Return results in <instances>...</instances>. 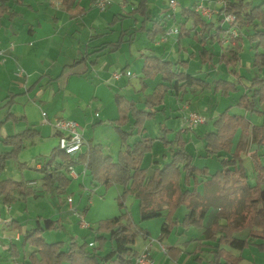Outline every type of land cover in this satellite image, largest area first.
Returning <instances> with one entry per match:
<instances>
[{"label": "trees", "instance_id": "obj_1", "mask_svg": "<svg viewBox=\"0 0 264 264\" xmlns=\"http://www.w3.org/2000/svg\"><path fill=\"white\" fill-rule=\"evenodd\" d=\"M222 4V16H233L232 27L236 30L234 49H228L230 58L220 55L219 62L235 65L240 53V42L246 37L251 49L254 50L252 68L254 77L250 80L246 93L240 96L236 106L249 114L262 117L259 125H251L244 115L231 114L224 110L212 123V130L206 131L203 138L205 157H213L220 163V169L212 174L206 168H197L193 164V157L185 150V142L178 132L174 140H167L160 136L162 142L170 152V159L162 166L155 168L148 176L143 163L145 157L151 153L154 139L146 135L145 123L153 119L164 101V97L171 92L178 99L187 90H213L223 97L237 92L240 78L237 81L213 80L208 82L187 74L186 63L181 61H164L148 53L143 57V66L139 78L141 92L147 85L145 81L160 77L161 83L156 85L152 93L143 95V100H128L122 95H115L114 102L118 116L110 121V125L117 134L121 144L116 159L106 156L101 145H89L87 151L80 157V161L89 172L91 186L117 185L122 187L119 194V207H125L123 199L126 195H134L139 200V215L141 220L163 218L161 237L167 236L174 225L183 228L197 229L204 236L201 241L215 243L197 245L193 253L208 250V264H239L241 255H233L225 247L241 253L249 246H255L264 253V165L260 162L261 155L256 151L251 155L254 185H249L245 169L241 161L242 142H237L235 151L230 152L231 141L237 131L242 136L247 134L257 148H264V77L260 75L264 70V0L252 4L247 0H216ZM142 0L141 7H143ZM9 13L5 1L0 2V19ZM173 15V14H171ZM180 17L191 19L194 28H199L192 38L202 46L203 61H210L213 52L207 45L217 43L222 45L225 33L229 35L230 26L215 27L211 21L203 20L195 11V4L180 11ZM222 17V21H223ZM170 18V17H169ZM165 24L162 21L153 22L147 31L150 41L158 35L165 34ZM214 33H211V31ZM179 36H189L184 24L178 27ZM118 47V44L116 45ZM138 104H142L139 108ZM129 126V129H124ZM166 131V128H162ZM138 139L129 145L133 135ZM38 137L34 130H25L20 134L0 139V176L5 163L17 161L18 155L24 149L25 141ZM221 153L229 154V157ZM75 162L65 155L58 147L52 149L46 162L40 168L42 175L41 187L60 198L65 194L71 179L67 176V167ZM18 169L23 166L18 164ZM202 185V192L197 186ZM18 193L23 200L34 194V189L25 181L16 182L0 178V196L4 205L11 204ZM187 212L179 222L174 218L180 208ZM210 208L217 213L208 227H203L202 221ZM57 221L37 218L35 227L22 233V245L34 249L28 256L29 264H133L139 252L135 248L136 239L148 236V232L136 225L127 211L118 216L99 220L91 229L94 233V244L70 242L65 248L63 242L47 243L42 235L46 231L57 230ZM247 230L243 239L235 234ZM161 242V239H159ZM108 251L104 252V247ZM13 248H9L11 251ZM181 250L176 247L168 248L166 254L176 257ZM196 254V255H197ZM16 257L15 250L11 254ZM196 260H199L196 257Z\"/></svg>", "mask_w": 264, "mask_h": 264}, {"label": "crops", "instance_id": "obj_2", "mask_svg": "<svg viewBox=\"0 0 264 264\" xmlns=\"http://www.w3.org/2000/svg\"><path fill=\"white\" fill-rule=\"evenodd\" d=\"M1 1L6 2L9 13L0 19V50L6 58V62L0 66V139L20 134L25 130L36 131L38 137L25 141L24 149L18 155L17 161H7L3 173L0 176L2 180L8 179L16 182L24 180L27 186L34 189V194L26 200H23L18 193L14 192L12 195L15 200L9 205H4L2 197L0 196V206H2L0 207V227L3 230L0 231L1 245L5 246V241L9 239V246H5L6 249L0 251V259L2 258L1 254L8 252L7 256L11 257L14 264H29L27 258L34 249L22 245V233L34 228L37 218L58 222L60 227L53 231L64 232L65 235L58 237V241L53 242H63L65 248L70 242H77L78 234L85 231L84 229H92L90 226L88 228H82L79 225V219L74 210L81 213L84 216L83 218H86L88 213V209L85 207L83 209L81 208V203L75 205L74 200L71 199V203L68 204L66 202V199L69 197L68 195H62L59 201L55 202L56 200L52 198L55 195L46 192L41 187L42 175L39 173V170L46 162L52 149L58 147V133L54 127L55 119L66 117L74 120L82 130L85 143L76 157L73 158L75 162L73 166L77 173H82L85 170L83 175L84 179L80 180L81 176L76 179L84 187V181L88 177V182L90 183V177L86 166L80 161V157L87 151L89 145H101L104 155L110 156L114 160L121 149L117 134L110 125V121L115 120L118 116L114 96L122 95L128 100H138L140 102L143 100V95L152 93L156 85L161 83L160 77L157 76L154 80L145 81L147 88L144 93L140 91L139 78L141 76L144 55L153 53L164 61L185 62L186 69L184 71L192 76L195 75L191 74L188 70L187 64L189 67L190 64L186 58L187 54L184 53H189V49H191V56L194 54L192 57L196 59L197 54H199L198 58L200 62L206 59V57L204 59L201 57L202 46H199L193 38H190L195 32H198L199 28H194L191 19H183L177 12L172 18L168 17L169 11H164L161 15L157 14L148 18L147 13L144 14L142 11L141 14H144V17L142 18L140 30L145 33L144 39L146 40L138 42L136 31L139 19L136 18V15L133 19L128 16L129 20H124L122 19L123 17H120L121 13L125 12V10L133 12L132 10L136 9L137 4L134 0H111L103 12H100L95 7L94 0ZM198 1L192 4L196 6L199 3ZM247 1L252 4H258L261 0L257 3L253 0ZM146 2L147 0H144V3ZM208 3H216L217 6L222 7V4L216 0H208L207 4L205 2L203 4L208 6ZM192 4L189 5L188 0H181L179 10L181 11ZM202 19L210 21L204 18ZM156 21H162L165 24V30L184 24V28L188 30L189 36H179L176 34L168 37L164 41L162 36L158 35L153 41H150L147 31L151 29L153 22ZM218 21L221 23L213 24L215 27L222 26L226 28L227 25L222 21V17ZM211 33H214V31L212 30ZM244 38L246 39V37ZM117 44L118 47H116ZM217 45V43H214L213 45L206 46L207 49L213 52L210 61H203L210 68L217 62L215 57L223 55L227 59L230 58L229 50H222L223 45H218L219 47ZM218 50H222V52L219 53L220 51L217 52ZM239 58L240 53L238 54V60ZM17 70H20L21 74L17 75ZM252 70L251 77L248 81L241 79V75L235 70L232 71V74L234 78L236 77V81L239 77V84H243L247 88L250 85V80L256 73L253 68ZM117 71L124 73L130 72L134 77H128L122 74L118 79H114L113 74ZM216 74L217 72L211 70L207 72L206 76H216ZM219 79L230 82L234 80L230 76L216 77L213 80ZM185 93H188V90ZM244 93L246 92L241 91L239 96L233 98L224 110L228 109L231 114L244 115L251 125H259L262 121L261 116L249 114L236 106L238 99ZM167 95L173 97L171 92H168ZM182 97L183 94L179 98ZM161 109L162 107H159V110ZM191 111L193 110L191 109ZM217 117L218 115L211 122L213 123ZM109 126L113 132L101 137L100 134H102V131L100 128H107ZM124 129H129V126H125ZM112 133L116 134V138ZM236 136H238V131L231 141L230 152L234 149V138ZM238 137H240L239 140L243 144L241 151L247 152L249 149V153L247 154L249 159L247 160H250L252 164L251 155L257 151L261 155L260 162L264 165V148H257L251 142L249 134L246 136L239 135ZM137 139L138 136L133 131V135L128 141L129 145ZM221 155L226 157L230 156L226 153H221ZM147 158L149 161L145 166L148 167L147 174L150 176L155 168L162 166L164 163L159 157L155 159L150 154L145 157V159ZM18 164L23 166L22 170L18 169ZM201 168L207 169V167ZM244 169L246 172L245 167ZM208 171L210 174L214 173L210 172V170ZM246 175L249 185H254L255 173L253 172V166L251 177H249L248 172H246ZM200 186L202 185L200 184ZM39 189L42 192H38ZM43 194L48 196H44ZM37 195H41V197L39 196L40 199ZM37 197L44 202L46 199H50L52 209L51 211H47L45 215H37L38 212L42 211V208L38 206V210L34 212L35 214L33 213V220L30 219L32 220L33 227L25 229L27 222H29V219L26 217L30 205L29 201H35ZM17 202L22 203L20 205L21 207H15ZM177 212L174 217L177 215ZM186 212V208L181 210L183 216ZM183 216L175 218L182 220ZM7 231L10 233H6ZM145 231L148 232L147 230ZM12 233H14L13 239L8 237ZM85 237L89 238L90 236L84 235L83 238ZM148 238H150L149 232L148 236L144 238L141 249L136 250L140 252L143 248L148 247L155 264H162L160 262L164 257L159 256L161 254L157 252L156 248L154 250L152 249L153 246L147 243ZM203 238L204 236L201 235L193 239L201 241ZM159 239H161V242L157 241L158 245L160 244L164 247L163 237ZM88 240L87 242L89 244L93 243ZM181 243H170V246L168 245V248L176 247L181 252L183 251V254H188V256L183 258L184 262L181 264H208V250L204 248L201 253L191 255L193 251L190 250L191 252H188L182 248ZM201 243L215 246V243L205 241H201ZM194 244L192 243L191 246H194ZM11 247L13 249L10 251L9 248ZM225 248L231 254L236 255L232 252L233 249ZM14 250L17 255L16 257L11 255ZM196 250L197 248L194 251ZM107 251L108 247L106 246L104 247V252ZM239 254L242 258L239 264H244L245 257L242 256V253ZM255 254L254 256L256 258L262 259L261 264H264V257ZM21 255L23 256L21 257L22 260L20 263L17 260ZM156 255L160 259L156 258ZM182 255L180 256L179 253L176 257H169L167 254L165 256L177 263L182 260L180 259ZM196 257L199 260H196ZM246 264L256 263L251 259Z\"/></svg>", "mask_w": 264, "mask_h": 264}, {"label": "rangeland", "instance_id": "obj_3", "mask_svg": "<svg viewBox=\"0 0 264 264\" xmlns=\"http://www.w3.org/2000/svg\"><path fill=\"white\" fill-rule=\"evenodd\" d=\"M134 1L137 4L136 9L132 10L133 12H129L128 10H125V12L121 13L120 17H123L122 19L124 20L125 19L129 20L128 16L132 17L133 19V17L136 15V18L139 19V22L137 24V31H136L137 36H138V42L146 40L144 39L145 33L140 30V26L142 25V18L144 17V14L147 13L148 18L154 15H157V14L161 15L164 11H169L168 17L170 18L174 17V14H176V12L177 14H180L179 3H181V0H175L178 4V7L176 8V11L174 13L169 10L170 0H147L146 3H143V7L140 6L142 3V0H134ZM188 1L190 5L198 0H188ZM253 1L257 3L260 0H253ZM198 2L199 3L205 2L207 4L208 0H199ZM207 7L209 8V14L207 17H203V18L210 20L211 22H213V24H220L221 22H219L218 19L223 16L220 11L219 5L217 6L216 3L214 4L208 3ZM142 11L144 12L143 15L141 14ZM125 25L127 24L125 23ZM234 38L235 36L228 35L227 33H225V36L223 39L224 41L222 43L223 45L222 50L223 49H234L235 48ZM197 44L200 46L198 42ZM240 44H241L240 58L236 62L235 65L227 66L224 62H219L220 57H215L216 58L215 60H217V62L211 66L212 68H210L203 61L201 62L199 61V58H198L199 54H197V57H196L197 60L193 58L192 56L194 54H192L191 56V53H190L191 49H189V53H184V54H187L186 58L189 60V64H190V67L187 64V68L191 72V74H194L196 77L205 78L208 82H212V80L215 79L216 77L218 78V77H228V76H230L232 79L235 80L236 77L234 78L232 74V71L234 70L241 75V79H243L244 81H248L253 71L251 65H252L254 50L251 49V45L245 38L242 40V42H240ZM222 50H218L217 52L220 51L219 53H221ZM211 70L212 71L214 70L215 72H217L216 76L214 75L209 76V77L206 76L207 72H210ZM260 74L264 76V71H262ZM237 88H238V91L236 93H231V95L227 97H223L219 93H214L212 89L201 91V93L200 91L192 92L188 90V93L183 94V97L178 98V99H175L171 95H167L164 102L160 106L162 107V109L156 113L153 119H150L145 123V127L147 129L146 135H149L151 138L154 139L153 148L150 153V156L155 159L159 157L163 161V163L168 162L170 159V152L165 146H163L159 138L162 135V136H165L167 140L172 141L174 140L177 133L181 132L180 136L185 142V150L193 157V164L195 167L197 168L207 167V169L210 170V172H215L217 169H219L221 166H220V163L217 161V159L213 157H208V158L205 157V153L203 152L204 151L203 150L204 133L206 131H210V129L212 128V122H211L212 119L216 117L217 115L221 114L224 111V109L231 103V100L233 98H237L241 91L246 92V88L243 86V84L237 85ZM138 106L140 107L142 106V104H138ZM190 106L193 111H191ZM189 112L196 113L198 116H200L203 119V123L198 125L197 128L195 129H188L185 123V118ZM162 128H166V131L164 132ZM100 130L102 131L101 132L102 134L99 133L101 137H104L106 136V134L113 132L110 126L107 128L101 127ZM113 135L116 138V134H113ZM239 135L241 136L240 131H238V136ZM238 136L234 138L235 144H234V149L232 153L235 151V148L237 147V142L239 141V138H240ZM248 153H249V149L247 150V152L241 151L240 157H241V161L243 160V165L246 168V172H248L249 177H251L252 164L250 160H247L249 159V156L247 155ZM148 161H149L148 158L145 159L144 165H146ZM77 171H80V170H77ZM80 173L81 172H79V174ZM80 176H81L80 180L84 179V176L82 175ZM251 180H254V179H251ZM88 181H89V178L87 177V179L84 181L85 183L84 187H82V183L80 181L72 180L69 186L67 187L64 195H68L72 200H74L75 205H78L79 203H81L82 209L84 207L88 209L87 217L84 218V222L88 224V226H90L91 228H94L96 226V221L98 222L99 220L110 219V218L118 216L123 211H127L132 221L136 225H138L139 228L147 230L149 232L150 238H148L149 240L147 241V243H149L150 245L154 247V248L152 247L153 250L156 248L157 252L161 254L159 255L160 257L161 256L164 257V259L161 260L160 263L162 264H181L184 262L183 258L188 256L187 253L183 254V251H182L180 252V256L183 254L182 258H180L182 260H180L177 263L171 261L167 256H165L166 251L168 250V245L170 246V243L182 242L181 243L182 248L186 249L188 252H191V251L194 252V250L196 249L199 240L198 239L194 240L193 238H198L202 234H200L197 229L190 228V227L185 229L180 224H176L173 226L171 232L167 236H163L164 249H166V251L163 252L160 248V244L158 245L157 243V241L160 242L158 239L161 237L160 230H161V225L163 223V218H152V219H147V220H141L140 215H139V200L134 195L128 194L124 197L123 203L125 207L122 208L121 210L119 207L118 192L120 193L122 192V187L115 186L113 184L108 187H104L103 185H97L94 187V186H91V184ZM197 188H198V191L202 192V186L199 185L197 186ZM38 192H42V191L39 189ZM43 195L48 196L45 194ZM37 196L41 197V195H37ZM38 197L35 201H32V202L29 201L30 205L28 207V213L26 214V217L27 219H29L28 221L30 222V224L28 225L29 222H27L25 229H29L30 227H33L32 217H33V213L36 210H38V206L42 208V211L38 212L37 215H40V214L45 215L47 211H51L52 209L50 199H46L44 202L42 200H39L40 197L39 199ZM52 198L53 200H56L55 202L59 201V198L57 196H54ZM20 202L16 203L15 205L16 208L21 207L20 205H22L23 202L22 203ZM181 210H184V208H181L180 211L177 212V215L175 217L180 218L183 216L181 214ZM215 214H216V210L214 208H210V210L208 211V213L206 214V216L204 217L202 221L203 227H206L208 224H211V222L213 221L215 217ZM180 220L178 221L180 222ZM84 230L85 231L78 234V238L76 239V241L80 244L83 242L88 243L87 240L89 239L90 241L93 242L92 244H94V237H95L94 233L90 229L88 230L84 229ZM0 231H3L1 227H0ZM6 233H10V232L7 231ZM64 235H65L64 232L60 233L59 231H51V232H44L42 237L47 243H52L53 241H58L57 238L60 236L62 237ZM84 235H89L90 237L83 238ZM246 236H247V230H242L241 232H238L235 234V237L240 238V239H243ZM8 237H11L13 239L14 233H12L11 236H8ZM190 239H193V240H190ZM143 243H144L143 237L138 236L136 239L135 248L137 250H140ZM192 243H195L194 246H191ZM4 244L6 247L9 246V239L5 241ZM143 251H144V248L140 252H143ZM232 252L236 255L239 254V252L236 250H232ZM253 252L260 255L261 257H264V253L260 252L255 246H249L241 252L242 256L245 257L244 264L249 262V260L251 259H253L256 264L262 263V259L256 258L254 256L255 253ZM196 254L192 253L191 255H196ZM7 255H8V252L1 254L2 258L0 259V264H14V262H12L11 257ZM22 256L23 255H21L19 259L17 260L20 263L22 260L21 258ZM156 258H158L157 255H156Z\"/></svg>", "mask_w": 264, "mask_h": 264}, {"label": "built area", "instance_id": "obj_4", "mask_svg": "<svg viewBox=\"0 0 264 264\" xmlns=\"http://www.w3.org/2000/svg\"><path fill=\"white\" fill-rule=\"evenodd\" d=\"M111 0H94L95 7L100 11H105L106 7L110 4ZM178 7V4L175 0L169 1V10L174 12L176 8ZM195 11L203 18L207 17L209 14V8L205 6L203 3H198L195 6ZM223 22L229 24L230 30L229 35H233L236 37L237 33L236 30L232 27L233 23V16L226 15L223 17ZM178 34V27L173 26L168 29H166L165 34L162 36L163 40H166L168 37L172 35ZM6 62L5 55L0 50V66L3 65ZM16 74H21L20 70L16 71ZM122 74H125L128 77H134L130 72H120L117 71L113 74L114 79H118ZM185 123L187 125L188 129H195L198 125L203 123V119L198 116L196 113L189 112L185 118ZM57 133H58V148L61 150L65 155H67L69 158L73 160V158L76 157L78 152L81 150L82 146L84 145V139L82 135V130L79 127V125L74 121L66 117H61L55 119V125H54ZM85 170L81 174L77 173L74 169L73 165H69L67 167V174L68 176L76 180L80 177V175H84ZM71 198L68 197L66 199V202L68 204L71 203ZM75 214L77 215L79 219V225L82 228H88V224L84 222L83 215L76 210H74ZM92 246V244H90ZM160 248L163 252L166 251L163 246L160 245ZM6 247L2 246L0 243V251L5 250ZM133 264H155L153 259L150 256L148 247L144 248L143 252H139V255L135 258Z\"/></svg>", "mask_w": 264, "mask_h": 264}]
</instances>
